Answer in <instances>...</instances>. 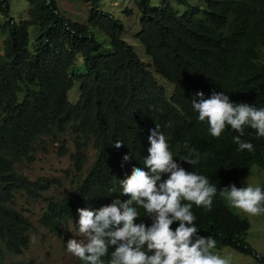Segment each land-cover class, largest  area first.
Returning a JSON list of instances; mask_svg holds the SVG:
<instances>
[{"label": "trees", "instance_id": "1", "mask_svg": "<svg viewBox=\"0 0 264 264\" xmlns=\"http://www.w3.org/2000/svg\"><path fill=\"white\" fill-rule=\"evenodd\" d=\"M64 1L89 4L88 18L82 22L68 17L58 0H27L29 17L17 22L10 0H0V264L7 252L21 254L30 246L33 223L15 207L17 194L39 196L51 187L44 179L31 180L15 163L35 162L36 152L49 143L58 146L60 155L70 153L78 174L62 197H45L40 221L58 236H63L62 223L78 218L79 208L95 210L107 201L129 199L121 195L120 181L133 167L150 171L144 163L149 155L145 147L157 124L182 167L202 171L219 184L215 197H221L222 184L242 167L253 161L264 165L260 137L253 152L240 151L231 132L199 149L196 140L179 132L175 103L187 106L196 92V82L176 66H184L193 52L171 38L179 18L174 2L185 0H129L141 13L136 36L150 63L141 60L123 36V21L104 10L100 0ZM221 1L209 0V8L197 16L198 24L207 30L227 26L241 32L244 12L225 14ZM191 18L188 12L181 19ZM31 26L38 29L33 41ZM210 70L227 76L240 72L232 52L215 54ZM75 84L79 97L73 101L69 92ZM169 85L174 86L172 95ZM116 141L122 146L116 148ZM185 142L200 153L199 165L181 159L187 150L177 152V145ZM90 149L94 160L84 174ZM232 222L221 242L252 253L246 241L248 223L235 216ZM259 262L264 264V258Z\"/></svg>", "mask_w": 264, "mask_h": 264}, {"label": "clouds", "instance_id": "2", "mask_svg": "<svg viewBox=\"0 0 264 264\" xmlns=\"http://www.w3.org/2000/svg\"><path fill=\"white\" fill-rule=\"evenodd\" d=\"M185 1V4L177 2L180 8L175 7L179 18L171 38L193 52L184 66H176L196 82V92L187 106L175 103L179 132L196 140L199 149L231 132L240 151L253 152L255 139H264V0L221 1L225 14L244 12L246 23L238 33L227 26L212 30L201 27L197 16L209 8V0L197 4ZM188 12L192 18L181 19ZM125 32L126 28L123 34L126 39ZM136 33L134 36L139 40ZM219 52L235 54L236 65L240 69L238 75L227 76L210 70L211 60ZM173 91L174 86L169 85L171 95ZM148 140L150 144L145 148L149 155L144 163L150 171L133 167L131 174L120 181L121 195L129 199L107 201L108 205L95 210L79 208L78 218L62 223L63 236H58L40 221L63 241H67L63 230L65 224L73 222L78 227L81 238L67 242V251L77 258L74 263L80 260L83 264H227L213 249L230 247L251 255L260 264V258L264 257L258 255L247 237L252 253L223 244L221 239L233 227V216L248 223L247 236L251 228L248 218L232 208L252 216L264 213V184L261 187L251 183L247 186L238 184L239 178L249 173L253 164L263 169L264 165L253 161L242 167L222 184L225 188L219 192L221 197H215L219 184L202 171H187L182 167L174 156L168 135L158 124L150 131ZM121 146L122 141H116L115 147ZM47 147H41L38 152L47 151ZM181 149L187 150L182 160L193 166L199 165L200 153L194 147L185 142L182 146L177 145V152ZM89 157L84 174L94 160V157L91 160L90 152ZM123 159L128 161L130 156L125 155ZM26 164L29 163L16 162L15 167L22 172L18 165ZM72 166L75 170L74 163ZM77 175L75 171L72 186ZM37 179L49 181L51 187L39 196L24 192L18 194L45 199L62 197L72 188L60 196H49L47 192L55 180ZM113 191L115 188L110 189Z\"/></svg>", "mask_w": 264, "mask_h": 264}, {"label": "rangeland", "instance_id": "3", "mask_svg": "<svg viewBox=\"0 0 264 264\" xmlns=\"http://www.w3.org/2000/svg\"><path fill=\"white\" fill-rule=\"evenodd\" d=\"M188 1L191 4L202 3V0ZM58 2L61 10L74 20L83 22L89 16V4L67 2L64 0H58ZM10 3L11 15L17 22L28 19L29 3L27 0H10ZM100 4L104 10L113 12L123 21L126 28V39L134 45L141 59L148 63L150 56L146 53L145 47L134 36L140 27V13L134 3L129 0H100ZM174 6L180 8L177 2H174ZM126 9L131 10L132 14L126 15ZM3 22L4 17L0 16V24ZM29 31L30 39L33 41L38 34V29L36 26H31ZM78 90L79 84H75L69 92L71 100L76 101L78 99ZM47 146V151L40 150L38 152L37 160L34 163L24 166L18 165V168L32 180L38 177L55 180V184L47 192V195L60 196L72 186L75 170L72 166L70 154L62 156L58 153L57 145L49 143ZM70 146L73 150L72 144ZM90 155L92 160L94 157L93 149L90 150ZM248 183L261 187L264 184V169L257 164H253L250 172L244 174L238 180V184L241 186H247ZM15 206L27 215L34 224V230L31 232V244L30 248L22 254L8 253L3 259L2 264H73L76 261L77 258L67 251L68 240L73 238L79 240L81 238L78 236V227L73 222L63 226L64 233L67 236V241H63L62 238L53 234L40 223V218L46 207V201L43 197L30 198L25 194H18ZM232 209L248 218L251 228L248 231L247 241L259 256L264 257V213L252 216L240 210ZM213 252L225 259L227 264H259L251 255L244 254L230 247L214 248Z\"/></svg>", "mask_w": 264, "mask_h": 264}]
</instances>
